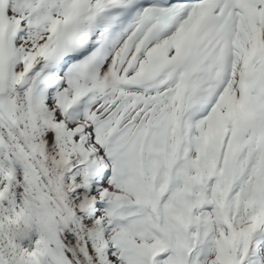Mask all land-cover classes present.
Listing matches in <instances>:
<instances>
[{"label":"snow or ice","instance_id":"1","mask_svg":"<svg viewBox=\"0 0 264 264\" xmlns=\"http://www.w3.org/2000/svg\"><path fill=\"white\" fill-rule=\"evenodd\" d=\"M0 264H264V0H0Z\"/></svg>","mask_w":264,"mask_h":264}]
</instances>
